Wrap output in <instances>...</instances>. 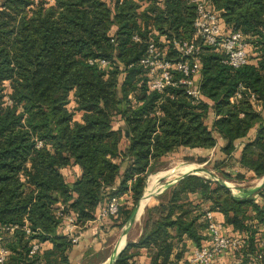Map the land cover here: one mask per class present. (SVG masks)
Instances as JSON below:
<instances>
[{
  "label": "trees",
  "instance_id": "trees-1",
  "mask_svg": "<svg viewBox=\"0 0 264 264\" xmlns=\"http://www.w3.org/2000/svg\"><path fill=\"white\" fill-rule=\"evenodd\" d=\"M211 2L222 10L224 30L241 32L251 48L248 63L233 68L222 51L202 45L201 95L194 99L182 85L152 90L139 64L151 38L173 52L175 41L198 42L194 2L0 0L4 264H73L80 231L95 221L101 228L109 222V233L124 227L150 174L181 148L215 149L219 175L190 174L158 195L142 235L112 264H141L143 251L149 264H193L212 221L244 241L212 264H264V185L235 194L222 184L264 177V0ZM96 58L108 64L89 62ZM72 166L81 170L73 181L63 172ZM113 198L118 212L97 220ZM66 216L76 219L77 242L64 231ZM12 225L19 229L10 234Z\"/></svg>",
  "mask_w": 264,
  "mask_h": 264
},
{
  "label": "built area",
  "instance_id": "built-area-1",
  "mask_svg": "<svg viewBox=\"0 0 264 264\" xmlns=\"http://www.w3.org/2000/svg\"><path fill=\"white\" fill-rule=\"evenodd\" d=\"M196 4V16L194 19L195 36L198 42L193 41H175L174 51L170 47L160 46L151 38L148 44L147 54L140 60L149 77L150 88L156 91H164L168 86L182 85L186 92L194 99H199L201 91L199 81L201 80V54L202 45L213 46L225 55L224 62L233 68H239L248 63L249 48L251 44L239 31H226L221 23L222 10L216 8L211 0H190ZM135 40H140L138 36ZM164 41V39H163ZM166 43V41H165ZM91 64L99 63L101 66L108 64L105 58H96L89 61ZM179 72L182 76L176 79L175 74ZM242 97L240 92L237 93ZM255 100L254 95L251 96ZM41 145V143H39ZM119 198H113L107 208L101 210L97 220L116 214L119 209ZM208 218H212V213H207ZM65 233L70 236L74 242L78 241L76 235L78 224L75 217L66 216ZM18 225L6 227L5 230L13 234ZM27 234H31L28 226H25ZM210 238L207 244L197 248L192 253L191 262L193 264H212L213 260L229 249H239L244 241L240 238H232L222 233L220 224L212 221L209 225ZM2 237L0 236V241ZM37 241L32 244V252L39 249ZM8 250L0 247V264L6 262ZM234 264H238L235 262Z\"/></svg>",
  "mask_w": 264,
  "mask_h": 264
},
{
  "label": "crops",
  "instance_id": "crops-1",
  "mask_svg": "<svg viewBox=\"0 0 264 264\" xmlns=\"http://www.w3.org/2000/svg\"><path fill=\"white\" fill-rule=\"evenodd\" d=\"M81 116H78V119H80ZM223 145V141L220 139V146ZM63 172L68 175L71 181L75 180L80 174L81 170L78 166H72L68 169H64ZM162 178V175H161ZM147 189V187H146ZM145 189V190H146ZM122 199V198H121ZM143 200V199H142ZM146 205L144 206V210L140 215L137 217V219L132 223L130 222V219L128 223L122 227L120 230L114 231L112 234H110L112 231L107 232L110 227L109 222H105L104 226L105 228H101L102 226L99 225L100 222L95 221L88 225L84 230L80 231V240L77 245L73 248L71 252V261L73 264H109L110 260L116 256V252L123 248L125 244H128V236L130 234V229L135 223H138L140 218L142 217L144 211H145ZM142 230H139L137 241L140 236L142 235ZM125 240V244L121 247L120 244L122 240ZM111 246L114 247V250H112V253L106 256L105 259H101L102 254L105 250L109 249ZM50 244H46L45 248H50ZM121 247V248H120ZM149 257L145 251L142 252L141 256L138 257V262L141 264H149Z\"/></svg>",
  "mask_w": 264,
  "mask_h": 264
},
{
  "label": "rangeland",
  "instance_id": "rangeland-1",
  "mask_svg": "<svg viewBox=\"0 0 264 264\" xmlns=\"http://www.w3.org/2000/svg\"><path fill=\"white\" fill-rule=\"evenodd\" d=\"M216 157H218V155L216 154L215 149H213L210 153H207L206 151H203L200 149L199 150L198 149H187V148L178 149L177 151L169 154L167 157H165L161 161L157 170L155 172H153L152 174H150L148 181H147V184L149 182L150 177L153 174H164V175H162V181L163 182H161L158 185L159 187H157V189L161 188L164 185H166L169 181L174 180L177 176L182 175L185 172V169H187L186 167H188V166L189 167L192 166V169L193 168H205V169L209 170L213 176H218L219 174L213 168L214 161L216 160ZM198 158H206L207 161L204 163H199ZM168 172H171V173H168ZM173 174H177V176L170 179V177ZM199 175L203 176V177L211 176L210 174H208L206 172H200ZM168 179H170V180H168ZM260 179L262 180V178H259V179H250V180H247L244 182L230 181V180H225V182H227L230 185L232 191L235 194L236 193L239 194L243 191H249L252 188H254L257 184L260 183V181H261ZM165 181H167V182L164 183ZM163 192L156 193L151 198H149V200L146 203V208H145V211H144L141 219L138 221V223H135V225H133L130 229V234H129L128 240H127L128 242L132 241V240H136V238L138 237L139 230H142V228H143V220H144V215H145L147 207L156 203V197ZM112 250H114L113 246H111L109 249L105 250L104 253L102 254V256H99V257H101V259H105L106 256L108 255V252L110 254V253H112ZM229 262H230V259H225L224 263L226 264Z\"/></svg>",
  "mask_w": 264,
  "mask_h": 264
},
{
  "label": "water",
  "instance_id": "water-1",
  "mask_svg": "<svg viewBox=\"0 0 264 264\" xmlns=\"http://www.w3.org/2000/svg\"><path fill=\"white\" fill-rule=\"evenodd\" d=\"M200 172H206V173L212 175V173H211L209 170L205 169V168H193V169H191V170L185 171L182 175L177 176L174 180L169 181V182H168L163 188L151 192V193H150V198H151L154 194H156V193H160V192L165 191L167 188H169L170 186H172L173 184H175L176 181H178L179 179H182V178H184L185 176L190 175V174L199 175ZM161 175H164V174H161ZM161 179H162V178H161ZM222 184H223V185H227L228 187H230V185H229L227 182H225V181H223ZM263 185H264V177L262 178V180L260 181V183L257 184V185H256L253 189H251L249 192H250V193H253V192L259 190ZM230 188H231V187H230ZM236 194H237V193H236ZM146 195H147V190H145L142 199H144V197H146ZM142 199L140 200L139 204L137 205V207L135 208L134 212L132 213V215H131V217H130V222H132V223H133V222L137 219V217L140 215V209H141V206H142ZM125 247H126V244H125V246H124L123 248H121L120 250L117 251L116 256L110 260L109 264H112V263L117 259V257L120 255V253L123 251V249H124Z\"/></svg>",
  "mask_w": 264,
  "mask_h": 264
},
{
  "label": "bare ground",
  "instance_id": "bare-ground-1",
  "mask_svg": "<svg viewBox=\"0 0 264 264\" xmlns=\"http://www.w3.org/2000/svg\"><path fill=\"white\" fill-rule=\"evenodd\" d=\"M195 167V166H194ZM187 169H185V171H188V170H191L192 169V166L191 167H186ZM168 173H171V172H168ZM177 176V174H173L171 177H170V179H172V178H174V177H176ZM170 179H168V180H170ZM261 180V179H260ZM161 182H163L162 181V179H161V174H153L151 177H150V179H149V182H148V184H147V195H146V197H144V199L142 200V206H141V209H140V213H142L143 212V210H144V206H145V203L148 201V199L150 198V193L151 192H153V191H156V190H158V189H161V188H163V187H161V188H158L157 189V187H159L158 185L161 183ZM167 181H165L164 183H166ZM234 184V183H233ZM232 186V185H231ZM235 191V190H234ZM238 192V191H237ZM141 219V218H140ZM125 244V240L123 239L122 240V242H121V244H120V246L122 247L123 245ZM120 247V248H121ZM117 253V252H116Z\"/></svg>",
  "mask_w": 264,
  "mask_h": 264
}]
</instances>
